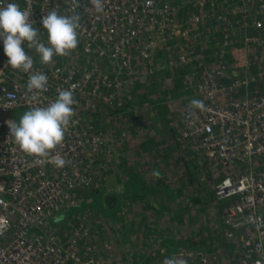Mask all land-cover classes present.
I'll return each instance as SVG.
<instances>
[{"label": "built area", "instance_id": "2783aa9c", "mask_svg": "<svg viewBox=\"0 0 264 264\" xmlns=\"http://www.w3.org/2000/svg\"><path fill=\"white\" fill-rule=\"evenodd\" d=\"M6 3L32 11L45 43L41 21L49 11L78 14L80 29L77 49L49 65L24 45L48 76L37 101L27 92L28 74L8 65L0 38V264H163L181 253L187 264H264V0H104L103 13L90 0H0ZM160 54L172 55L168 70L180 78L177 98L164 87L176 104L177 141L224 171L214 187L221 233L182 245L145 238L142 252L127 254L91 212L66 233L47 229L80 194L107 183L112 171H105L128 140L117 125L124 101L155 76ZM60 89L74 92L78 121L53 153L68 161L63 168L24 153L8 127ZM193 99L205 110L190 108Z\"/></svg>", "mask_w": 264, "mask_h": 264}, {"label": "rangeland", "instance_id": "374dc122", "mask_svg": "<svg viewBox=\"0 0 264 264\" xmlns=\"http://www.w3.org/2000/svg\"><path fill=\"white\" fill-rule=\"evenodd\" d=\"M170 82L173 84L172 81ZM139 99H141L138 100L139 103L150 104L145 95ZM138 102L133 103L129 98L124 101L123 112L120 116L121 123L119 122L118 126L128 131V140L124 141L123 149L121 148L123 161H121V157L118 164H112L114 165L112 166V175L108 177L107 183L104 185L97 183L98 185L94 186L93 190L80 194L77 203L69 208L68 216L64 215L65 218L60 222L53 220L46 228L59 234L66 233L70 230L69 226L81 220L87 212H91L99 222L104 220L107 223L106 231L108 233L106 236L112 242L113 247L125 248L128 250L127 254L132 251L142 252L146 243L145 234L154 236L163 233L161 239H168L169 242L177 239V245L188 243L194 237L202 238V240L197 239L201 242H213L215 236L220 234L223 229L222 204L215 201L214 187L221 180L224 171L216 164L204 161L205 159L203 160L201 156L202 159L189 154L191 152L188 150H186L188 154L184 157V152L181 154L180 149L177 148L184 146H180L173 138L178 126L175 123V118L170 115L169 109L157 108L159 109L157 114L151 112L150 108H143V104H138ZM26 111L28 110H23L21 114L23 115ZM157 131L161 142L157 143L156 141L154 144V142L146 141V136L148 138L150 134L154 135ZM132 135L138 138L137 141H131ZM173 141L174 145L175 143L177 145L176 149L174 146L166 145L172 144ZM155 145L160 154L156 151ZM134 148H137L136 151L133 150ZM130 152L135 153L129 155ZM127 155L129 156L127 157ZM187 161L189 163L184 165V162ZM184 166L190 170V179L195 185L190 184L189 181L187 185H180L175 181L176 177L181 174L182 169L180 168L186 170ZM108 167L111 169L110 166ZM162 169L172 170V175L167 178L153 175V171ZM118 188L122 191H118L120 196L116 209L110 212L101 208L98 199L104 195V191H117ZM176 191L179 193L176 194ZM142 194L146 197L150 194L151 200L161 199L165 202L159 205L163 206L160 209L149 212L152 215L147 219L159 218L155 223L154 220L150 221L152 223L148 225L149 227L143 225L142 221L141 225L139 223L132 225L131 222L134 217H138L139 219L135 218L134 220L139 222L143 213L141 211L136 214L132 213L130 209L132 204H129L128 201L130 199L142 201L144 198ZM165 195L166 199H169L168 196L172 197L170 198L172 208H166L170 203L165 200ZM123 221L125 225L121 223ZM199 227L209 228V232L205 231L199 235ZM168 231L181 236L170 235ZM213 232L214 234L211 236Z\"/></svg>", "mask_w": 264, "mask_h": 264}, {"label": "clouds", "instance_id": "9594fccd", "mask_svg": "<svg viewBox=\"0 0 264 264\" xmlns=\"http://www.w3.org/2000/svg\"><path fill=\"white\" fill-rule=\"evenodd\" d=\"M97 13L104 12V0H90ZM32 11L21 9L16 3L0 5V38L3 39L4 54L8 57V65L14 70L28 74L27 92L33 101H37L41 93L48 90V76L34 68V58L28 54L33 49L43 65L54 63V57H67L79 45L80 16L78 14L63 15L56 10L49 11L42 17L43 28L47 32V43L41 39V32L30 19ZM75 86H73L74 88ZM77 103L71 89L58 90L57 98L45 107H33L26 111L19 121H9L10 137L20 150L33 156L38 162L51 159L57 168H63L68 161L59 154L53 155L64 143L70 128L78 121L73 106ZM190 108L205 110L203 101L193 99ZM154 176L159 173L154 171ZM63 215L55 217L60 222ZM163 264H187L183 253L166 257Z\"/></svg>", "mask_w": 264, "mask_h": 264}, {"label": "crops", "instance_id": "0c3cea01", "mask_svg": "<svg viewBox=\"0 0 264 264\" xmlns=\"http://www.w3.org/2000/svg\"><path fill=\"white\" fill-rule=\"evenodd\" d=\"M171 62H172V55L164 54L163 57H159L157 55V60L155 62L156 63L155 65L158 68V72L155 73V76L153 78L150 77V76L147 77L148 79L146 80V82H142V84L140 86H138L135 89H132L129 92V97L128 98L131 99V101L133 103H135V102L137 103L138 100H141L139 98H141L142 95H145L146 99H148L150 104L146 105V104H143V102H141V103L138 102V104H141V105L143 104L142 105L143 108H150L151 112H154V113H157V114L159 112V109H157V108H168L169 109V113H170L171 108H173L176 104H175L174 100H169V99H167L164 96L165 88L172 94L173 97L175 96V98H177L178 96H180L179 95V90L177 88H179L181 86V84H180L179 86L176 87V85H178L177 81H180L179 80L180 78H175L174 76L172 77V75H166V73H168L167 70L169 69L168 66L170 65ZM171 78L176 79L175 80V85H174V82L172 81L173 79H171ZM149 79L154 80V83H153V81H151ZM170 81H172L173 84ZM135 108H137V107H135ZM133 111H134V109H133ZM119 122L120 121L117 122V125L119 124ZM164 124H165V121H164ZM167 124L169 125L168 122H167ZM157 133H158V131L154 135L150 134L149 137H151V136L152 137H155V136L159 137V135ZM146 138H147V136H146ZM137 139L138 138L135 135L131 136V141L134 142V140L137 141ZM156 172L159 173V176L165 177V178H167L168 176L170 177L172 175V170H169V169H162V170H158ZM117 191H122V190L118 188ZM143 195L144 194H142V196ZM139 196H141V195H139ZM143 197H144L143 200H142L143 202L138 200L143 205L142 207L138 206L139 211H141L143 213L142 217L139 220V222L134 220L135 218L139 219L138 217H134L133 219H131L132 225L133 224L137 225L136 223H139V225H141L140 222L142 221L144 223L143 225L148 226V225H151V223H152L150 221L154 220V223H155L157 221L156 219L159 220V218H155L154 217V219H147V217L152 215L151 213H149V212H151V210H158V209H160V207H163V206H159V205H161L164 201H162L161 199L160 200H151L150 194H148V197H146L145 195ZM164 198H165V200H168L169 203H170L169 207H166V206H164V207L172 208L171 199H166L167 198L166 195H165ZM168 198H169V196H168ZM144 200H145V202H144ZM163 205H165V204H163ZM152 213L155 214L156 212H152ZM149 218H151V217H149ZM129 221H130V219H129ZM121 223L125 225L124 221L121 222ZM121 223H120V226H121ZM119 229H120V227H119ZM205 231L209 232V228L205 229V227L204 228L199 227V229H198L199 233L198 234L200 235L202 233H205ZM168 232H169L168 234L173 235V236H181V235L175 234V233H173L171 231H168ZM165 233H167V232H165ZM213 234H214V232L211 234V236H213ZM162 235H163V233L162 234H155L154 236H148V235L145 234L144 238H154L155 240H157V239L161 240V236ZM200 239H202V238H200ZM154 258H155V256L152 258V260Z\"/></svg>", "mask_w": 264, "mask_h": 264}, {"label": "trees", "instance_id": "16d2710c", "mask_svg": "<svg viewBox=\"0 0 264 264\" xmlns=\"http://www.w3.org/2000/svg\"><path fill=\"white\" fill-rule=\"evenodd\" d=\"M179 14H184V12H180ZM163 56V54H160L159 55V57H162ZM167 72L169 73H166L167 75H171V71L170 70H167ZM167 121V120H166ZM168 122V121H167ZM174 139H175V141H177V139H176V134L174 133ZM173 138H171V140H173ZM146 141H148V142H154V144H155V142L157 141V143H159V142H161V140H160V136L159 137H157V138H151V137H148V138H146ZM177 143L178 144H180V142H178L177 141ZM167 146H174V148L176 149V147H177V145H176V143H175V145H174V141L172 142V144H166ZM180 146H183L182 144H180ZM121 148L123 149V146H121ZM155 148H156V151H158V154H160V152H159V150L157 149V147H156V145H155ZM177 148H179L180 149V153L182 154L183 152V155H184V157L186 156V154H188V152H186V149L184 148V147H177ZM135 149H137V148H134L133 150L134 151H136ZM151 149V148H150ZM153 150V149H152ZM133 153H135V152H130L129 153V155H132ZM189 154H191V155H195V156H197L198 158H201L200 156H198V155H196V154H193V153H189ZM129 155H127V157L129 156ZM126 157V156H125ZM123 159V157L121 158V161H123L122 160ZM202 159V158H201ZM204 160V159H203ZM120 161V160H119ZM204 161H207V160H204ZM208 162V161H207ZM187 163H189L188 161L187 162H184V165L185 164H187ZM118 164V163H117ZM183 165V164H182ZM185 167V166H184ZM186 168V170L185 169H183V168H180V169H182L181 170V174L180 175H178L177 177H176V182H178L180 185H187V183H188V181H189V183L190 184H194V182H193V180L192 179H190L191 178V175H190V170L187 168V167H185ZM109 172H111L112 170L111 169H107ZM105 171L106 173H108V171ZM188 171V172H187ZM195 185V184H194ZM91 190H93V188L92 189H90L89 191H91ZM165 191H166V188H165ZM177 193H179L178 191H176V194ZM102 194H103V192H102ZM119 196H120V193L118 192V191H114V190H110V191H107V192H105L104 191V195L101 197V198H99L98 200H99V202H100V204H101V208H103L104 210H107V211H114L115 209H116V206L118 205V201H119ZM131 197V196H130ZM132 197H134V196H132ZM170 198H172V197H169V199ZM129 202V204L130 203H132V206L130 207V209H131V212L133 213L134 212V214H136V213H138V211H139V209H138V206H143L142 204H141V202H139V201H136V200H134V201H132V199H130V201H128ZM143 202V201H142ZM134 203V204H133ZM172 203V202H171ZM173 205H174V203H173ZM136 206V207H135ZM136 208V209H135ZM122 226H124V225H122ZM195 238V237H194ZM196 239H199V238H196ZM199 240H202V239H199Z\"/></svg>", "mask_w": 264, "mask_h": 264}]
</instances>
